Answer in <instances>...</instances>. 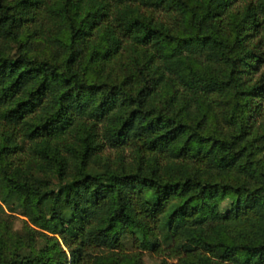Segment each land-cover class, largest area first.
I'll list each match as a JSON object with an SVG mask.
<instances>
[{
	"label": "trees",
	"instance_id": "trees-1",
	"mask_svg": "<svg viewBox=\"0 0 264 264\" xmlns=\"http://www.w3.org/2000/svg\"><path fill=\"white\" fill-rule=\"evenodd\" d=\"M0 178V264H264V0H0Z\"/></svg>",
	"mask_w": 264,
	"mask_h": 264
},
{
	"label": "rangeland",
	"instance_id": "rangeland-1",
	"mask_svg": "<svg viewBox=\"0 0 264 264\" xmlns=\"http://www.w3.org/2000/svg\"><path fill=\"white\" fill-rule=\"evenodd\" d=\"M4 185L3 180L0 178V186ZM15 226L16 228H19L21 226L20 220H15ZM78 228L77 225L74 222H71L67 224V230L64 231L62 235H58L59 242L64 245L65 243L69 242L74 234L77 232ZM109 245L113 248H119L123 247L124 249H128V251L137 250L134 247H136L135 243L128 240H123L121 237L116 236L109 232ZM142 256V259L144 261V264H159L161 261V256L157 253L150 252V251H144Z\"/></svg>",
	"mask_w": 264,
	"mask_h": 264
}]
</instances>
